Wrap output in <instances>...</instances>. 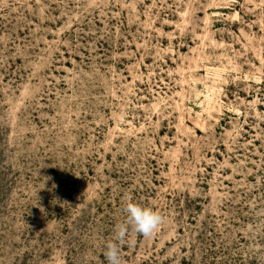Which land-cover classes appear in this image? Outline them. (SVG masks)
<instances>
[{"label":"rangeland","instance_id":"1","mask_svg":"<svg viewBox=\"0 0 264 264\" xmlns=\"http://www.w3.org/2000/svg\"><path fill=\"white\" fill-rule=\"evenodd\" d=\"M264 264V0H0V264Z\"/></svg>","mask_w":264,"mask_h":264},{"label":"clouds","instance_id":"2","mask_svg":"<svg viewBox=\"0 0 264 264\" xmlns=\"http://www.w3.org/2000/svg\"><path fill=\"white\" fill-rule=\"evenodd\" d=\"M123 212L124 222L114 227V239L105 244L104 257L107 264H121V246H135L136 241L130 238L131 233H136L144 239H151L165 223V217L150 207L142 206L130 199L126 202Z\"/></svg>","mask_w":264,"mask_h":264}]
</instances>
